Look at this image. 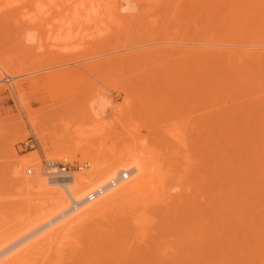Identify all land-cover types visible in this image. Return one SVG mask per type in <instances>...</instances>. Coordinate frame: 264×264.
Returning a JSON list of instances; mask_svg holds the SVG:
<instances>
[{
  "label": "bare ground",
  "instance_id": "obj_1",
  "mask_svg": "<svg viewBox=\"0 0 264 264\" xmlns=\"http://www.w3.org/2000/svg\"><path fill=\"white\" fill-rule=\"evenodd\" d=\"M44 1L43 3L46 2ZM49 1L56 6H53ZM57 1L48 0L46 4L50 3L51 7L48 5L47 9L52 6L54 8L63 7L59 5L63 0L59 4ZM64 1L69 4L71 1L73 2V0ZM76 1L79 2L75 3L79 4V7L88 10V15L97 14L99 5L105 3V0ZM112 1H114L113 5L111 4L113 9L109 7V3ZM39 3H36L37 7ZM109 3L107 6L104 4L103 6L109 7V13L112 9L113 17H111V13L110 17L115 18V22H119L122 17L127 18L128 21H131L128 27L130 25L134 27L133 21L137 20L138 22L140 18L149 14L152 17L153 15L160 16L165 25L168 18L169 20L174 19L178 23V30L174 33L166 32L168 30L164 32L149 30L144 35L142 33L139 35L140 33L137 31L133 33L134 28H129L131 30L125 28L128 30H124L125 33L132 32L131 35L123 33L121 37L123 39L127 40L128 36L133 37L132 35L138 34L141 39L143 36H149V38L152 37L151 39L154 38V43L158 42L155 43L156 45L152 42V45L150 39L148 43L152 47L148 44L147 48L149 47V49L142 50V45L136 49L137 45L135 47H133L135 44L126 45L127 42L124 40L123 47L127 48L126 50H130V46L134 50L136 49L137 53L133 50L129 51V53L138 54L132 55L131 63L144 61L145 59H141L143 56L149 60L148 58L152 59L155 56L170 55L181 56L183 59L189 58L198 62L199 66H203L202 74L198 79L201 87H209L215 93L214 96L222 98V102L226 106L220 111H215L217 115L214 113L215 116L211 124L213 131L223 132V135L220 133L222 135L219 142L221 149L218 148L221 151L220 155L217 150L223 171L221 190L209 200L207 208L205 207L207 211L204 213L189 215L188 212H180L178 208L180 209V206L184 205V198L171 194V188L164 180L166 176H162V182L158 183L157 173L154 169V157L152 152L147 150V146H144L142 150L139 148L134 150L138 146L133 149L129 148L128 151L124 150L119 153L117 157L118 153L114 154L115 156L110 155L107 151H103V147L99 150L101 145L96 147L95 142H86V146H83V150L81 149L83 152L80 153L90 161L88 171L70 174L64 170H48L44 174L48 176V179H31L30 177L29 179L23 173L25 165L39 166L38 152L29 154L21 162L15 157L18 162L14 160V164L12 163L11 175L14 177L12 179L17 180L19 188L23 191L27 190L28 193L34 191V193L37 192L35 193L37 195L46 194V198L41 196L42 194L40 195L46 200L50 199L47 196L49 193L54 195L50 199V202L52 200L51 205L49 202L48 206L47 201L49 200L44 202V205L47 204L45 206L53 208L42 206V209L37 213L34 211L33 214H37L35 216H38L37 221L41 224V229L24 238L18 245L11 247L10 254L7 252L8 256L4 259L0 258V264H38L39 259L33 254L38 255V252L40 254V250H43L42 246L45 244L48 247L50 245L49 248H54L58 246L57 243L61 244L60 241L63 240L60 239L63 236L65 239L74 238L75 230L85 228V225L90 222L94 224L106 219L110 221L108 230L96 231L94 229L91 235L82 237L83 242L81 237L79 242L72 240L76 243L73 245L78 247L77 252L73 250L76 253L71 259L75 264H264V124L262 123L264 122V97L260 94V87H263L261 82L264 79V0H110ZM75 4H73L74 9ZM66 5L72 6L65 3ZM44 7L46 6H42V8ZM105 12L107 13V10ZM167 15L172 16L170 18ZM178 15L180 16L178 17ZM190 22H195V30L192 29ZM149 32L155 33L154 36H158V39L150 35ZM30 36L31 34L28 38ZM139 37H134L135 40L134 38L128 39L136 42L140 39ZM28 38L26 36V40ZM121 38L119 39L123 40ZM28 41L32 43L30 38ZM130 43L133 44V42ZM125 53L123 54L126 56H124L125 58L119 54L117 59L114 58L117 66L130 64L129 60L131 59H128ZM134 56H138L136 60ZM118 57L128 63L124 64L121 61V64ZM0 66L9 74H13L12 71L17 69V65H13L11 62ZM66 73L56 74L57 79L71 78L68 75L75 77L72 72V75L70 72ZM52 75L47 74L42 77L43 84L41 85L52 88V91L58 90L59 88L53 87ZM38 83V79L30 82L31 91L40 89ZM15 90L19 94L18 96H24L22 83L16 85ZM10 92L12 94V91ZM97 98L99 99V97ZM91 100L93 101L90 99L88 107L86 106L87 120L89 117L91 118L90 125L101 123V121L106 125L104 109H106L105 106H109L107 105L109 102H104L107 100L106 98L100 101L94 100L95 102ZM67 104L70 105V103ZM27 110L29 121L39 134L42 132L40 127L42 122L47 120V116H51V112H49L50 110L46 112V109L41 110L39 112H43L42 114L45 111L41 117L39 112L37 115L34 112L31 113L28 106ZM114 110H116L115 113H118L117 109ZM51 111L53 112V110ZM102 114H105L104 119ZM97 119L101 121L99 122ZM104 125L99 126L104 128ZM93 127L97 129L95 125ZM93 127L89 130L93 131ZM63 128L62 130H64ZM23 129L25 132V127ZM68 130L67 128V133L63 132L64 134L61 133L63 135L57 137L58 141L56 139L58 134L51 137L56 139L54 141H57L58 144L56 146L54 144V152L53 154L49 152L51 156L48 158L60 159L68 153L66 158L69 162L68 159L73 158L80 151V147L75 145L77 139H75V143L71 141L74 137L72 133H78L79 129H76L77 131L72 129L74 132ZM99 130H94L97 132L95 137L99 134ZM56 131L58 130H55L54 133ZM68 132H71V138ZM90 134L92 133L90 132ZM93 134L92 137H94ZM76 137L83 140L78 135ZM92 137H89L91 138L89 140H93ZM135 138L132 143L137 141ZM67 140L70 144L66 145ZM84 140L86 139L84 138ZM83 143L85 144V142ZM87 143L94 148L89 149ZM212 144L217 146L216 141ZM214 145L211 148H216ZM94 151L96 153L103 151L105 155L103 157L106 155L107 157L103 158L100 154L95 155ZM218 155L216 156L217 161L219 160ZM105 159L107 162L104 161ZM217 161L215 164L219 167ZM29 170H27V175ZM32 195L30 194V196ZM92 195H96V197L90 201ZM66 198H69V202ZM38 208L36 207V209ZM44 208H48L47 212L51 211L47 213ZM40 211H42V215ZM32 238L33 240H31ZM72 241L70 240L69 243L72 244ZM22 245L23 247H20ZM61 246L64 248L63 245ZM59 249L61 251V247ZM1 252L3 251L0 250V256ZM59 252L57 255L60 254ZM7 253L5 252V254ZM5 254L2 255L5 256ZM27 258L28 260H26ZM52 258L54 259V257ZM53 259L48 260L52 261ZM41 260L44 261L43 258ZM42 264L44 263L42 262Z\"/></svg>",
  "mask_w": 264,
  "mask_h": 264
},
{
  "label": "rangeland",
  "instance_id": "obj_2",
  "mask_svg": "<svg viewBox=\"0 0 264 264\" xmlns=\"http://www.w3.org/2000/svg\"><path fill=\"white\" fill-rule=\"evenodd\" d=\"M37 1L40 2L38 7L36 5V3L38 4ZM45 1L43 3V0H0V65L6 62L17 65V69L12 71L13 74L7 73L0 66V250L4 252H1L0 258L4 259L8 256L11 247L18 245L24 238L41 229V224L37 221L38 216L33 213L34 211L37 213L42 209V206L47 205L46 203L44 205L47 200H49L47 201L49 206L50 199L54 197L49 193L47 196L50 199L46 200V194L41 193L42 195H40L45 197H43L44 201L40 195L35 194L37 192L28 193L27 190L23 191L19 188L20 185L17 180L12 179L14 178L11 175L12 163L24 161L26 156L34 152L39 154V166L25 165L23 173L31 179H48V176L44 175L49 170L46 168V162L55 163L53 170H64L70 174L88 171L90 161L81 154L86 142H95L96 147L101 145L99 150L103 147V151H107L110 155L118 153L117 157L119 153L129 150V148L133 149L138 146L134 150L138 148L142 150L144 146H147V150L149 149L148 151L152 152L154 157V169L157 173L158 183L162 182V176H166L164 180L169 184L171 194L184 198L185 203L183 202L184 205H181L178 210L184 213L188 212L189 215L207 211L205 207L208 206L209 200L221 190L223 172L219 156L221 151L218 150V148L221 149V143L219 144V142L223 132L220 131L221 135L218 131V133L213 131L211 124L217 113L215 111H220L226 106H224L222 98L214 96L215 93L209 87H201L198 79L202 74L203 66H199L198 62L189 58L183 59L181 56L166 55L155 56L152 59L148 58L149 60H146L143 56L141 59H145L144 61L131 63L132 55H138L135 54L138 46L142 45V50L149 49V47L147 48L148 41L152 37L143 36V39H141L138 34L132 35L133 37L128 36L132 39L139 37L140 39L136 38L139 39L136 42H134L135 38L131 41L128 38V41L121 38L123 33L124 35L127 33L124 30L129 28H134L133 33L137 31L140 33L139 35H144L149 30H161L162 32L168 30L166 32L174 33L178 30L176 20H169L168 18L166 20L168 22H166L164 19L167 23L165 25L160 16L153 15L152 17L149 14L140 18V20L138 19V22L137 20L136 22L133 21L134 27L131 25L128 27L131 21H128L127 18L122 17L119 22H115V18H111L113 17L111 10L114 1L109 3L110 0H105V3L108 2L109 7L112 8L110 10L111 17L108 12L109 7H105L108 3H101L96 12L97 14L88 15V10L79 7V4H75L78 2L76 0H73V2L69 0V2L71 1L70 4L64 0L63 2L58 0V4L62 2L59 4L60 7H63H55L56 9L53 7L56 5L52 4L51 1L49 2L53 5V9H47V7H51V4H46L48 0ZM65 3L72 6H65ZM73 4L76 5L75 9ZM39 6L41 8L42 6L46 7L41 9ZM104 10H107V13ZM129 12L132 13V11ZM190 25L193 30L196 29L195 22H190ZM131 32L127 34L131 35ZM30 34L29 38L32 43L27 42ZM154 34L150 33L153 36ZM32 36L34 37L32 38ZM124 40L127 42L126 45L135 44L133 47L137 45L136 49L134 50L132 46L129 47L130 50H126V47L124 49ZM151 40L150 43L153 42L154 45L158 42H155V44L154 38ZM130 42H133V44ZM123 50L125 51L123 52ZM132 50L136 52L129 53ZM120 53H122V58L125 53L128 59H131L129 60L130 64L126 65L127 61L123 59L124 62L118 57L120 58L118 61H122L125 65L121 62L122 65L118 63L119 66H117L114 58L119 56ZM134 57L136 60L138 56ZM64 72H72L75 77L68 75L71 78L57 79L56 74ZM47 74H53L51 81L53 87L59 88L58 90L52 91V88L41 85L43 84L42 77ZM34 79L39 80L40 89L38 88L37 91H31L30 82ZM20 83L23 84L24 93L26 94L23 97L18 96L19 94L15 90L16 85ZM261 86L263 87H260V94L264 97V79ZM4 89L6 90L4 91ZM10 91H12V94ZM102 97L107 99L104 102H109L108 107L105 106L108 102L104 105L106 118L103 114L101 115L103 119L105 118L104 121L107 124L104 125L101 116L99 117L101 120H98L99 118L97 120L101 121L102 124H98L100 126L104 125V128H101L97 123L91 124L92 127L98 125V128L96 127L98 130L101 128V131H98L99 134L96 135V137L98 136L96 139L94 135L97 133V129L93 127L96 131L89 130L92 128L89 123L91 118H88L90 121L87 120L86 116L88 117V115L85 116V113H87L86 106L88 107L90 99L100 101L104 99ZM67 103H70V105ZM27 106L32 111L31 113L34 112L36 115L37 112L44 109H46V112L49 110L51 112V116H47V120L45 119L46 121L42 122L40 126L42 132L39 134L29 121L28 112H26L28 111ZM116 106H119V108ZM114 109H117L118 113H115L116 110ZM42 113H40L41 117H43L45 111L44 114ZM33 116L35 117V115ZM262 123L264 124V122ZM23 127H25V132ZM65 127L66 130L68 128L72 132L79 129L78 133H72L74 137L73 140H70L75 143V139H77L75 145L80 147V151L73 158H69V162L66 158L69 155L68 153L60 159L48 158L51 156L49 152L51 154L54 152V144L55 146L58 144L57 137L66 132ZM54 129L58 131L54 133ZM90 132L94 133V137L91 136ZM68 133L71 138V132ZM56 134H58L56 136L57 141H54L56 139L51 137ZM77 135L83 140L77 138ZM215 136L217 137L215 138ZM89 137H92L93 140H89L91 139ZM134 138L137 141L132 143ZM67 141L66 145L70 144L69 140ZM214 141H216L217 146L212 144ZM78 142L83 144L81 145ZM26 144H29V146H25ZM32 144L35 145L34 148L30 147ZM213 145L216 148H211ZM91 148L94 147L89 146V149ZM96 151H94L95 155L105 156L103 151L98 153ZM214 151L219 156L220 161H217V155ZM15 157L18 161L15 160ZM113 158L115 159V157ZM215 160L220 168L216 166ZM104 161L107 162L106 159ZM31 168L34 170L33 175H27V170ZM30 194L33 195L30 196ZM37 198L38 200H36ZM66 200L69 202V198H66ZM38 204L41 206H37ZM36 207L39 208L36 209ZM48 208L52 209L53 207ZM44 209L43 212L46 210ZM50 211L47 212L46 210L47 213ZM40 212L42 215V211ZM90 223L86 224L85 228L75 230L74 238L65 239V236H63L60 239L63 241L59 240L61 244L57 243L56 249L55 247L49 248L50 245L48 247L46 244L42 246L45 251L41 249L40 254L39 252L38 255L33 254L39 259V262L36 260L38 264L40 262L41 264L42 262L44 264H75L71 259L77 252L78 247L76 248L73 243L79 242L80 237L82 241V237L91 235L94 229L96 231H106L110 227L109 219L99 222L100 225L98 222H95L97 225L94 222L91 225ZM76 234L77 236H75ZM69 239L74 242L72 241V244H70ZM20 247H23V245ZM73 250L76 252H73ZM5 252L8 253L5 254ZM58 252L60 253L59 256L57 255ZM2 254H5V256ZM41 257L44 261H40Z\"/></svg>",
  "mask_w": 264,
  "mask_h": 264
},
{
  "label": "built area",
  "instance_id": "obj_3",
  "mask_svg": "<svg viewBox=\"0 0 264 264\" xmlns=\"http://www.w3.org/2000/svg\"><path fill=\"white\" fill-rule=\"evenodd\" d=\"M25 146H29V144H26ZM30 147H31V148H34L35 145L32 144V145H30ZM46 168L49 169V170H53V169L55 168V163H52V162H46ZM28 175H33V170H32V169H30V170L28 171ZM99 192H101V191H99ZM95 197H96V195H92V196L90 197V201H93V200L95 199Z\"/></svg>",
  "mask_w": 264,
  "mask_h": 264
}]
</instances>
